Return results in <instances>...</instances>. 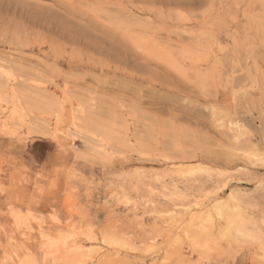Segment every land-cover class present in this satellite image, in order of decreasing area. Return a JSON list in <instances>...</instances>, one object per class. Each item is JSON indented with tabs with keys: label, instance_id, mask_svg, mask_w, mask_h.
<instances>
[{
	"label": "rangeland",
	"instance_id": "1",
	"mask_svg": "<svg viewBox=\"0 0 264 264\" xmlns=\"http://www.w3.org/2000/svg\"><path fill=\"white\" fill-rule=\"evenodd\" d=\"M0 78V264H264V0H0Z\"/></svg>",
	"mask_w": 264,
	"mask_h": 264
},
{
	"label": "bare ground",
	"instance_id": "2",
	"mask_svg": "<svg viewBox=\"0 0 264 264\" xmlns=\"http://www.w3.org/2000/svg\"><path fill=\"white\" fill-rule=\"evenodd\" d=\"M74 37V36H73ZM75 38H76V36H75ZM1 79V78H0ZM4 83V82H3ZM1 84V83H0ZM222 211L219 209V215H221L223 218H225V220H226V223H227V227L229 226V227H231V225L233 224V222H235L234 221V219H233V217L234 216H228V215H226V216H224L222 213H221ZM236 223V222H235ZM238 223V222H237ZM241 223V222H240ZM208 227H212V224H210V223H208ZM211 225V226H210ZM233 226H235V225H233ZM185 227V226H184ZM207 227V228H208ZM188 228V227H187ZM241 228H244V227H241ZM198 230H199V228H197ZM225 229V228H224ZM231 229V228H230ZM233 229V228H232ZM205 231H208L207 229L205 230ZM222 231H224V230H222ZM200 232V231H199ZM202 233V232H201ZM225 233V232H224ZM222 234V233H221ZM193 240H196V238H197V234H194V233H192V234H190L189 235ZM224 237H225V235H224ZM49 240V239H48ZM54 240V239H53ZM52 240V241H53ZM54 244V243H53ZM62 244V243H61ZM50 246H52V245H50ZM62 246V245H61ZM52 248V247H51ZM53 248H55L54 246H53Z\"/></svg>",
	"mask_w": 264,
	"mask_h": 264
},
{
	"label": "crops",
	"instance_id": "3",
	"mask_svg": "<svg viewBox=\"0 0 264 264\" xmlns=\"http://www.w3.org/2000/svg\"><path fill=\"white\" fill-rule=\"evenodd\" d=\"M0 196H1V195H0ZM3 204H5V202H4V201H0V207H1V205H3ZM2 222L6 223V221L2 220V219H1V216H0V223H2ZM0 238L3 239V234L0 235Z\"/></svg>",
	"mask_w": 264,
	"mask_h": 264
}]
</instances>
